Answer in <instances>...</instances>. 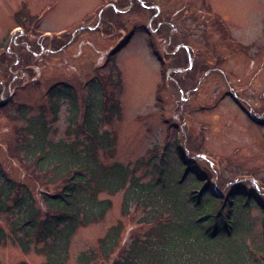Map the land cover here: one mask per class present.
<instances>
[{"label": "rangeland", "instance_id": "rangeland-1", "mask_svg": "<svg viewBox=\"0 0 264 264\" xmlns=\"http://www.w3.org/2000/svg\"><path fill=\"white\" fill-rule=\"evenodd\" d=\"M52 85L72 89L74 122L68 95L49 100ZM91 99L105 110L120 107L99 125L113 139L111 152H99L102 162L136 167L147 181L161 161L154 173L144 163L162 156L170 182L183 161L187 187L198 175L222 197L249 194L251 204L236 203L240 229L232 241L254 253L245 264H264V0H0V168L37 195L42 178L16 149L26 118L44 119L54 140L83 141ZM123 195H100L112 205L76 230L66 264L95 250L114 224L119 244L95 264H109L149 229L143 210L123 212ZM0 225L9 231L4 216ZM18 261L44 264L45 255L8 238L0 264Z\"/></svg>", "mask_w": 264, "mask_h": 264}, {"label": "trees", "instance_id": "trees-1", "mask_svg": "<svg viewBox=\"0 0 264 264\" xmlns=\"http://www.w3.org/2000/svg\"><path fill=\"white\" fill-rule=\"evenodd\" d=\"M47 94L51 102L68 95L74 102L69 122H74L76 103L70 86L52 85ZM100 103L91 99L82 115L83 141L54 140L44 119L26 118L16 149L31 174L42 178L43 188L35 195L25 182L0 168V217L9 224V231L0 225V246L10 238L23 251L31 247L43 251L44 264H66L76 230L100 221L112 205L110 199L100 195L123 189V212L132 207L143 210L141 221L149 229L133 237L109 264H245L254 253L245 250L244 242L232 240L240 229L236 203L249 205L251 196L236 190L222 197L209 184L200 185L198 175L196 184L187 187L189 167L183 161L179 179L170 182L162 156L158 160L151 156L144 163L154 173L155 164L161 161L156 177L147 181L135 175L136 167L102 162L99 152H111L113 139L107 130H99V125L119 114L120 107L111 103L105 110ZM20 114H25L23 109ZM119 228L120 224L109 227L95 250L78 254L77 264L108 260L119 244Z\"/></svg>", "mask_w": 264, "mask_h": 264}]
</instances>
